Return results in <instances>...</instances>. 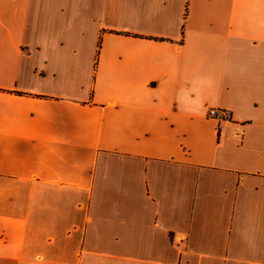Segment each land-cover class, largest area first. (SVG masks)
<instances>
[{
    "label": "crops",
    "instance_id": "1",
    "mask_svg": "<svg viewBox=\"0 0 264 264\" xmlns=\"http://www.w3.org/2000/svg\"><path fill=\"white\" fill-rule=\"evenodd\" d=\"M0 264H264V0H0Z\"/></svg>",
    "mask_w": 264,
    "mask_h": 264
},
{
    "label": "built area",
    "instance_id": "2",
    "mask_svg": "<svg viewBox=\"0 0 264 264\" xmlns=\"http://www.w3.org/2000/svg\"><path fill=\"white\" fill-rule=\"evenodd\" d=\"M207 115L208 116H226V111L211 107L208 109Z\"/></svg>",
    "mask_w": 264,
    "mask_h": 264
}]
</instances>
